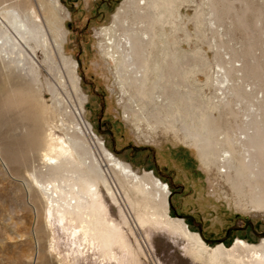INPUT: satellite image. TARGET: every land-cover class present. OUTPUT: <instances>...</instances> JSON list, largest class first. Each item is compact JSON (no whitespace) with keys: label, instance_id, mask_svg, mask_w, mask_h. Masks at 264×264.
Wrapping results in <instances>:
<instances>
[{"label":"rangeland","instance_id":"1","mask_svg":"<svg viewBox=\"0 0 264 264\" xmlns=\"http://www.w3.org/2000/svg\"><path fill=\"white\" fill-rule=\"evenodd\" d=\"M58 1V15L65 16L63 51L68 62L55 54L47 58L39 49L31 55L22 43L17 47L27 50L26 55L18 49L15 52L16 47H0V264H98L82 261L74 251L69 229L58 224L56 216L45 218L46 201L29 176L33 170L37 174L39 169L46 172L41 153L47 128L65 138L64 127H72L76 120L72 110L78 107L98 137L96 144L103 141L108 151L136 173L145 178L155 176L168 185L167 215L181 220L206 245L230 247L236 239L256 244L264 238V209L257 210L246 198L234 195L217 156L216 146L221 141L214 136L219 130L225 133L229 141L223 144L229 146L224 148L231 152V164L244 172L253 168L264 172V122L255 126L247 141L237 143L231 129L239 112L228 104L235 93L242 95L241 90H235L239 80H259L262 62L249 65L242 58L241 71L250 70L251 74L237 79L230 57L264 52V0H178L176 10L164 19L154 16L142 22L130 10L125 19L120 17L117 34L122 52L118 55L128 48L120 34L134 28L142 41L131 53L133 64L139 69L147 67L141 77L134 76V68L128 63H115L102 51L108 50V43L101 28L113 22L120 8L119 13L124 7L133 9L136 1ZM37 4V0H0V28L4 10H14L7 16L19 14L23 19L27 7L38 10ZM38 14L43 18L45 12L39 10ZM155 18L158 21L151 20ZM178 44L193 58L196 53L202 54L200 80L205 92L217 95L219 106L200 105L190 94L187 98L183 92L170 90L169 60L165 57L171 53L176 61ZM7 58L16 62L22 58L29 68L18 61L16 65L21 63L24 69H14L17 66L11 60L13 65L8 67L4 62L9 61ZM74 61L77 66L72 71ZM186 124L191 141L183 137ZM77 135L83 150L97 152L86 135ZM169 150L173 156H168ZM248 153L253 162L244 159ZM112 176L117 177L114 173ZM245 191L252 190L245 186ZM103 197L110 217L122 227L131 247V253H122L123 264H204L189 257L183 251L186 241L161 223L134 227L137 215L144 210L136 212L122 189L119 200L129 219L127 224L104 192ZM236 254L254 259L244 249H237Z\"/></svg>","mask_w":264,"mask_h":264},{"label":"bare ground","instance_id":"2","mask_svg":"<svg viewBox=\"0 0 264 264\" xmlns=\"http://www.w3.org/2000/svg\"><path fill=\"white\" fill-rule=\"evenodd\" d=\"M131 1H136L137 4L136 6L133 5V9L124 7L122 12L119 13L120 8L115 14L113 22L109 26L101 28L105 42L108 43V50L103 48L102 51H106L115 63H119V61L120 63H128L134 68V70L132 69L134 76L141 77L145 75V68L147 69V67L143 66L144 68H142L141 66L139 69L133 64L131 53L133 50L136 52L138 42L141 43L142 41L141 36L136 34L137 32L134 28H126L124 29L126 32L119 33L125 40L124 44H128V48H126L125 54L118 55L122 52L119 49L121 41L117 34L118 26H120V17L125 19L127 13L132 10L131 13L134 15L133 17L138 19V22H142L143 18H152L154 16L162 20L176 10L178 0ZM37 3L38 10L30 5L23 14V19L18 17L19 14L7 16L9 15L7 13L10 12L8 9L3 11L1 18L2 27L0 28V47L10 46L12 50L13 47H16V52L22 43L30 51L31 55L35 49H39L47 58L55 54L63 61L68 62L63 51L66 41L65 16L61 17L58 15L60 12L59 1L37 0ZM39 10L45 12L43 18L38 14ZM12 11L14 10H11L10 13ZM156 18L151 20L158 21ZM31 41L33 45L29 44ZM109 49L111 50L109 51ZM17 51L22 50L18 49ZM24 51L27 52V50H23V53L18 52L19 55L20 53L21 55H26ZM12 52L15 53L14 51ZM5 54L7 56L11 55L10 53ZM16 57H18V54L15 55V59ZM22 58L17 59H20L18 61L21 62ZM8 59L9 61H4L8 64L6 66L18 64L15 59ZM10 60L16 63L13 62L11 64ZM21 63L23 66L28 65V62ZM21 63L19 67V64L15 68L14 66L12 67L14 69L23 68ZM76 66L77 63L74 61L71 64L72 71L76 70ZM28 71L30 70L28 69ZM152 96H150V99H153ZM81 110L79 107L77 110L75 108L72 110L76 120H74L72 127H64L65 138L55 135L50 127L47 128L46 141L43 144V152L41 153V159L45 161L46 172L39 169L40 171L37 174L33 170L29 176L32 184L36 186V190L42 193V197L46 201L45 218L56 216L58 224L64 228L65 225L67 226L72 236V243L76 245L74 251L81 257L82 261L89 260L91 263L97 262L98 264L112 262L114 264H123L122 253H131V247L123 229L110 217L103 197L104 192L110 201L118 207L119 212L123 215L124 223L127 224L129 219L123 213L119 200L120 189H122L136 212L141 208L144 210L143 214L137 215V219L132 225L137 228L139 225L141 227V225L144 226L148 222L161 223L166 229L179 234L186 241L187 245L183 251L189 257L191 256L204 264H264V238L256 244L236 239L230 247H224L222 244L210 247L203 242L199 235L190 232L181 220L169 217L167 215L168 185L155 176L145 178V176L136 173L129 164L116 158L108 151L103 146V141L96 144L95 141H97L98 137L88 125L89 123L82 118ZM77 133L86 135L88 139L93 141L97 147V152L90 148L86 149V151L83 150L81 139ZM222 143L223 141L218 142L216 146L217 156H219L220 167L223 166V168L221 167V172L224 173L227 181L231 183L234 195L236 197L240 196V199L242 197L246 198L247 202L253 204L257 210H263L264 172L262 168H253L248 172H244L242 168L234 166L231 164V152L224 148ZM198 146L201 148V141ZM251 149L255 152L256 146ZM169 151L171 153V150ZM168 156H173V154L168 153ZM244 159H247V163L253 162L249 153ZM233 167L234 171L232 174L231 168ZM112 173L117 176L116 179L113 178ZM146 179H149V181ZM245 186H249L252 191L246 192ZM246 193H250V195L246 196ZM242 200L244 199L242 198ZM37 249V242H35V250ZM237 249H244L247 253H251L254 259L252 257V259L244 258V256L236 254Z\"/></svg>","mask_w":264,"mask_h":264},{"label":"built area","instance_id":"3","mask_svg":"<svg viewBox=\"0 0 264 264\" xmlns=\"http://www.w3.org/2000/svg\"><path fill=\"white\" fill-rule=\"evenodd\" d=\"M174 48L171 49L173 51ZM176 51L179 52V58L174 61L172 59L173 55L171 53H167L165 60H169L168 68H169V81H170V90L174 92H183L185 97L190 96L194 97L196 102L202 105L203 103L212 104L215 106H219L218 99L216 100L217 95L213 92L209 94L208 92L204 91V82L200 80L203 74V65H202V54L196 53V55L191 56L186 52V49L182 45H176ZM166 55V54H165ZM178 56V55H177ZM169 58V59H168ZM245 60L249 65H257V62H262V69L259 71V85L255 79H243L244 81H240V85H238L236 89L241 90L242 95L234 94L232 97L230 104L231 107L237 109L239 112V118L236 120L234 119V126L231 129V137L237 141V143H242L248 140L249 136L253 135L255 132V126L260 123L264 122V52L259 54H250L245 57L240 56H231L230 61L232 62L233 67L236 69L234 75L237 79L244 78V76L250 75L251 71H241V61ZM194 60V65L191 64V61ZM190 61V62H189ZM249 67V66H248ZM188 78H192V80L187 81ZM212 90L214 89L211 85ZM208 90V86L206 87ZM236 92V91H235ZM191 97V98H192ZM191 101V100H190ZM196 103L198 106L199 104ZM226 104V103H225ZM173 122V121H172ZM180 122L185 124L184 121L181 119ZM183 128V137L187 141H191L190 137L187 135V130L185 127ZM191 133V132H190ZM222 130H219L217 134H215V138L222 141H229L225 136V133ZM227 143V142H226ZM223 146H226L222 143ZM240 146V145H239ZM242 148V147H241ZM243 150V149H242ZM214 157H216V169H217V156L214 153ZM205 160V159H204ZM206 160L203 161V163Z\"/></svg>","mask_w":264,"mask_h":264},{"label":"flooded vegetation","instance_id":"4","mask_svg":"<svg viewBox=\"0 0 264 264\" xmlns=\"http://www.w3.org/2000/svg\"><path fill=\"white\" fill-rule=\"evenodd\" d=\"M181 162L183 165H187V161L185 159H182Z\"/></svg>","mask_w":264,"mask_h":264},{"label":"crops","instance_id":"5","mask_svg":"<svg viewBox=\"0 0 264 264\" xmlns=\"http://www.w3.org/2000/svg\"><path fill=\"white\" fill-rule=\"evenodd\" d=\"M163 147H161V150H162ZM170 148V147H169Z\"/></svg>","mask_w":264,"mask_h":264}]
</instances>
